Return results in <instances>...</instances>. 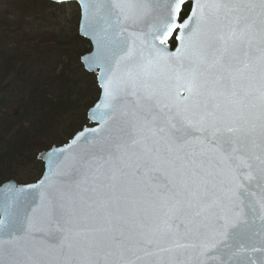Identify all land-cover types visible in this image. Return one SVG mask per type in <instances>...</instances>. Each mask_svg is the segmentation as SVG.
Instances as JSON below:
<instances>
[{
	"label": "snow or ice",
	"instance_id": "obj_1",
	"mask_svg": "<svg viewBox=\"0 0 264 264\" xmlns=\"http://www.w3.org/2000/svg\"><path fill=\"white\" fill-rule=\"evenodd\" d=\"M80 3L97 126L0 181V264H264V0Z\"/></svg>",
	"mask_w": 264,
	"mask_h": 264
},
{
	"label": "trees",
	"instance_id": "obj_2",
	"mask_svg": "<svg viewBox=\"0 0 264 264\" xmlns=\"http://www.w3.org/2000/svg\"><path fill=\"white\" fill-rule=\"evenodd\" d=\"M8 2L0 11V181L31 184L44 172L37 156L89 126L86 114L99 90L81 64L91 46L79 35L76 4ZM68 6H74L69 31L53 24L51 13Z\"/></svg>",
	"mask_w": 264,
	"mask_h": 264
},
{
	"label": "rangeland",
	"instance_id": "obj_3",
	"mask_svg": "<svg viewBox=\"0 0 264 264\" xmlns=\"http://www.w3.org/2000/svg\"><path fill=\"white\" fill-rule=\"evenodd\" d=\"M9 7L8 0H0V11L4 12ZM74 6H68L63 12V8L55 9L53 12V16L56 18L52 21L53 24H59L61 27H64L67 29V31L72 29V21L74 16L73 11ZM26 22H30L29 20H26ZM59 29H61L59 27Z\"/></svg>",
	"mask_w": 264,
	"mask_h": 264
},
{
	"label": "water",
	"instance_id": "obj_4",
	"mask_svg": "<svg viewBox=\"0 0 264 264\" xmlns=\"http://www.w3.org/2000/svg\"><path fill=\"white\" fill-rule=\"evenodd\" d=\"M49 2H52V3H56V4H76L78 7H79V10H80V20H79V25H78V31H79V35L83 38V39H85V40H87L88 41V39H87V37H85L84 35H83V27H82V13H83V10H82V7H81V3H80V0H63V2H60V0H48ZM86 56V55H85ZM84 57V56H83ZM81 64L83 65V62H82V59H81ZM84 68V70L87 72V73H89V74H93L92 72H90V71H88V70H86L85 69V67H83ZM93 75H95V74H93ZM88 113V112H87ZM88 123H89V127H95V126H97L94 122H92V121H88ZM63 146H65V145H63ZM59 147H62V146H59ZM59 147H52L51 149H49V150H47L48 152H51V151H54L56 148H59ZM45 152V151H44ZM43 153V152H42ZM39 157V155L37 156V159H38V161H40V162H42L43 163V165H44V172H43V175H42V177L47 173V160L46 159H43V160H41V159H39L38 158ZM41 177V178H42ZM40 178V179H41ZM39 179V180H40ZM38 180V181H39ZM37 181V182H38ZM37 182H35V183H37ZM31 184H33V183H31Z\"/></svg>",
	"mask_w": 264,
	"mask_h": 264
}]
</instances>
